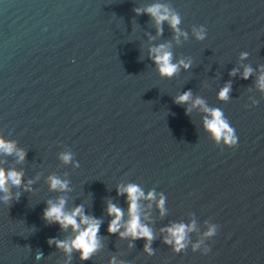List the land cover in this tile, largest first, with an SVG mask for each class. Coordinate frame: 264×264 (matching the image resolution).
<instances>
[{
	"label": "water",
	"instance_id": "95a60500",
	"mask_svg": "<svg viewBox=\"0 0 264 264\" xmlns=\"http://www.w3.org/2000/svg\"><path fill=\"white\" fill-rule=\"evenodd\" d=\"M155 3L179 15V32L144 11ZM162 43L189 66L161 75L150 49ZM261 72L264 0H0V138L20 154L0 157V173L19 182L0 202V264H264ZM198 97L222 109L235 146L206 131ZM50 176L68 187L51 189ZM128 183L157 194L138 201L152 252L146 238L120 236L123 226L107 230L109 202L128 219L117 190ZM60 197L101 221L86 259L56 243L72 239L71 226L43 215ZM180 222L194 227L174 251L162 229Z\"/></svg>",
	"mask_w": 264,
	"mask_h": 264
},
{
	"label": "clouds",
	"instance_id": "9594fccd",
	"mask_svg": "<svg viewBox=\"0 0 264 264\" xmlns=\"http://www.w3.org/2000/svg\"><path fill=\"white\" fill-rule=\"evenodd\" d=\"M140 11V9H136ZM144 11L151 14L156 23L159 25L161 21L168 20L170 26L174 31L179 32L180 29L177 27L180 23V17L178 14L171 13L170 10L163 4L155 3L148 5ZM159 30V29H158ZM198 38H202L204 33L202 31H197ZM152 54V59L157 65V70L161 75L171 76L177 71L178 67L183 64L184 67H188L190 61L179 60L177 62L172 61V52L168 50L166 44H159L150 49ZM242 56H246L247 53H242ZM236 69H232L235 73ZM252 71L250 67H246L242 75L246 78ZM258 86L264 89V72L258 77ZM230 90V84L226 83L218 92V97L221 99H226L228 92ZM191 96V91L186 90L177 96L175 99L177 102H184L189 100ZM195 105H202L203 110L207 113L202 119L204 128L208 131L211 137L217 141H223L225 144L230 146H235L238 142V136L236 135L235 128L230 124L227 118L223 115L222 109L218 107L207 106L201 98H196L193 101ZM11 155L13 161H18L20 159V154L11 151V146L4 142L0 138V157ZM61 159L65 162L71 159V153H62ZM31 183V181L29 182ZM19 186L17 179V174L11 172L0 173V202H2L7 197L4 194L5 187L16 188ZM49 187L51 189H66L68 187V181L63 180L56 176L49 177ZM117 190L120 193H126V199L128 201V219L122 221V216L124 215V210L117 206L115 203L109 202L107 204V212L112 216L109 221L107 230L109 232H117L123 226V231L119 232L120 236H131L133 238L144 237L149 243L145 244V249L148 252H152L149 247L150 241L153 237V232L149 225L141 221L140 204L139 198L145 197L148 199H154L156 193L153 190L147 192L146 196L139 185L135 183H128L124 185H118ZM15 195H18L16 193ZM164 196L161 194L159 199L156 201L157 206L160 208L161 213H163L164 208ZM65 199L63 197L58 198L56 202H48V207L44 209L43 215L45 219L56 221L60 224L62 228L71 226L75 235L71 240H59L56 241L58 246H62L66 251L71 252L73 249H78L80 252V258L86 259L89 255L98 247V237L97 232L100 227V219L85 214L82 209V205H77L70 211L65 210ZM79 217V220H77ZM194 227V222L191 224H185L183 222L174 223L170 226H166L162 231H165L167 235L163 237L165 243L173 245L174 251H179L186 246L187 232ZM216 233V225H211L203 233L204 237L213 236ZM202 243L201 240L196 241L192 247L196 249ZM208 248L205 247L204 252H207Z\"/></svg>",
	"mask_w": 264,
	"mask_h": 264
}]
</instances>
